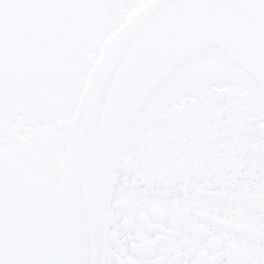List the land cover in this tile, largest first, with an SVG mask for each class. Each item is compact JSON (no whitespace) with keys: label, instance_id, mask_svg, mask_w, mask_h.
<instances>
[{"label":"snow or ice","instance_id":"6c2138e0","mask_svg":"<svg viewBox=\"0 0 264 264\" xmlns=\"http://www.w3.org/2000/svg\"><path fill=\"white\" fill-rule=\"evenodd\" d=\"M0 264H264V0H0Z\"/></svg>","mask_w":264,"mask_h":264}]
</instances>
